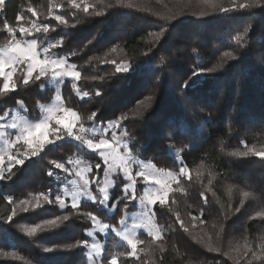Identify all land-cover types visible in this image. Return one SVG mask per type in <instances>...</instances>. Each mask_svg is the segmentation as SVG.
Returning a JSON list of instances; mask_svg holds the SVG:
<instances>
[{
    "label": "trees",
    "instance_id": "16d2710c",
    "mask_svg": "<svg viewBox=\"0 0 264 264\" xmlns=\"http://www.w3.org/2000/svg\"><path fill=\"white\" fill-rule=\"evenodd\" d=\"M236 2L253 6L223 13L221 7L230 8L232 0H122L123 6L102 8L106 13L102 16L64 8L62 15L76 27L60 26L46 36L36 34L42 44L63 38L64 46L51 50L55 55L79 53L70 56L69 63L81 71L79 91L90 96H78L69 81L61 88L64 106L84 117L98 111L94 125L126 115L121 126L129 135L120 136L118 130V138L130 145L135 159L164 171L178 172L181 165L186 166L188 176L180 178L179 187L173 186L165 205L155 206L156 223L165 231L164 239L153 244L154 264H261L249 249L261 255L264 248V219L259 215L264 213V158L253 156L250 150L264 148V3ZM47 4L48 0H6V10L0 13V46L7 40L2 27L5 20L14 27L18 23L28 26L16 20L18 14L29 22L55 25L56 21L46 18ZM29 6L39 17L32 16ZM160 32L164 35L157 40L155 34ZM226 51L236 59L225 57ZM105 60L130 65V69L116 73L115 64ZM20 76L21 70L14 79ZM94 76L104 80H93ZM184 82L186 87H182ZM97 88L102 95H95ZM54 92L48 78L28 87L19 84L5 99L0 95V115L16 109L32 121L39 120V106L52 103ZM18 101H23V107ZM46 150L29 161L34 167L42 163L35 173L26 166L17 170L28 173L19 174L26 177L16 184L0 181V252L9 254L0 256V264H89L87 249L68 247L77 240L91 241L87 233L94 226L82 213L95 212L101 222L119 227L123 203L106 209L82 200L59 227L45 226L34 236L27 235L25 229L72 212L42 199V207L36 208L33 202L29 211L21 210L22 199L33 200L49 189L53 195L61 193L55 179L65 173L51 162L71 167L69 159L87 164L101 159L72 140H59ZM50 169L53 176L47 174ZM99 175L101 182L103 169ZM124 182L117 175L110 203L121 197ZM136 189L138 195L144 190L141 183ZM91 190L99 195L95 184ZM8 196L16 203L8 204ZM137 204L138 200L129 205L128 214L136 212ZM13 208L16 215L9 222ZM202 209L203 222L194 221ZM97 236L104 245L102 260L128 250L113 233ZM138 236L151 239L144 233ZM142 246L138 244V251ZM121 259L125 264H149L143 253L139 262Z\"/></svg>",
    "mask_w": 264,
    "mask_h": 264
},
{
    "label": "snow or ice",
    "instance_id": "6c2138e0",
    "mask_svg": "<svg viewBox=\"0 0 264 264\" xmlns=\"http://www.w3.org/2000/svg\"><path fill=\"white\" fill-rule=\"evenodd\" d=\"M207 2V0H206ZM264 0H256V5L261 6ZM97 5H100L98 7ZM6 0H0V13L6 10ZM117 6H123L122 0H117L115 4H108L105 0H96V3H89L88 0H66V3H56L55 0H48L46 7V18L56 21L55 25L52 24H42L37 20L27 21L23 15H17L16 20L18 22L24 21L28 26L24 24H19L14 27L4 21L2 27L7 33V40L5 45L0 48V78H2V86H0V94H8L9 92L16 91L19 84L28 87L41 81L42 78H48L50 81H56L57 85L63 84L65 79H70L71 87L77 90V95L81 98L89 97V92L85 91L81 93L78 89L77 82L81 78V71L78 70L75 63H69V57L73 55H78L79 53L74 51L65 56H59L52 53L51 50L62 48L64 46L63 38L49 41L42 44L40 36H36L37 33H42L46 36L50 31L55 32L58 27L63 26L64 28L76 27V24L71 22L67 16L62 15L60 9L70 8L75 12H82L86 15L102 16L106 13L102 11V8H112ZM131 7V5H128ZM253 5L245 3H237L236 0H232V6L221 7L220 11L225 13L229 11H236L247 9ZM28 11L31 12L33 17H39L40 13L37 12L31 6L28 7ZM17 32L20 33L21 37H33L32 39L21 40L17 38ZM157 40L164 33L160 32L155 34ZM247 35V32L244 33ZM91 43V41H89ZM195 51V48L193 49ZM144 55H148L147 52ZM225 57H231L233 60L236 56L231 52H224ZM104 63L115 64L116 73H126L130 69V65L117 64L115 61L105 60ZM7 67V70H6ZM21 69V76L15 82H13V76L16 71ZM205 71V70H203ZM208 71H211L209 69ZM49 73L51 75L49 76ZM194 75H199L200 72H194ZM93 80L103 81L104 77H92ZM187 83L184 82L182 87H186ZM95 95H102V91L97 88L95 90ZM57 101H62L61 96H57ZM18 104L23 107V101H18ZM49 116L35 124H30L22 119L13 118L12 122H8L9 112L5 111L0 115V138H4V144L7 146L4 153H0V164L4 160V155L7 154L9 158V165L5 171L3 167H0V180L10 179L14 173L12 168L16 165H23L26 159L32 156L38 155L39 151H42L45 147L43 133L49 132L53 139H48L47 143L53 144L59 140L65 138H71L77 141L79 144L83 145L90 152L95 153L99 156L100 162L95 164H86L83 169L74 170L71 167L66 166L65 163L59 161H52V165L55 169L60 170L69 176L75 175L80 178L83 182L74 191H69L67 187L61 194L57 192L52 194L49 189L47 193H40L39 196L34 197L33 200L22 199L19 201L22 211H29L30 206L35 202V207L39 208L43 205L40 203L41 199L48 204H55L61 210L70 208L72 212L55 217L54 219H47L43 224H36L30 228L25 229L28 236H34L38 231H41L45 226L59 227L60 223L66 222L70 219L73 212L80 208V201L82 197H87L94 205H99L100 207H108L110 209L117 208L119 203H123V208L121 209V215L118 220V225H110L107 223H102L100 218L95 212H84L82 215L88 217L92 222L93 226H99V231L104 233L106 229L111 228L112 231L116 232L118 235L123 236V239L127 241L128 250L117 255H109V258L102 260L103 256L102 246L99 243H89L87 239L77 240L75 244L68 245V247H80L83 249H88L87 255L93 259L94 264H125V260L121 257L132 260H140V255L138 253V244L146 243L145 240L141 239L135 232L127 231V221H128V208L133 201H139L141 205L144 206V216L146 217V223L144 227H147L146 235L150 237L148 243L154 241H162L164 239V228L157 227L153 222L155 216V206L159 203L161 206L167 203L169 192L172 190L171 184L175 183L177 187L180 185V178L182 176H188V170L186 166L181 165L178 172L167 171L164 172L163 169H155L154 166L145 165L139 171L137 167L140 165V161L136 160L133 154V150L130 145L123 142L122 139L118 138V130L120 136L129 135L122 128V121L127 120L126 115H121L115 120L101 121L99 124L94 125L98 111H92L86 117L78 116V113L71 108L65 107L64 104L58 103L56 107L48 109ZM71 116L72 122L65 125L64 120L66 117ZM85 120L88 124H85ZM52 121L58 125V128H52ZM99 129V130H97ZM37 132L42 133V139L35 148H32L29 155L26 157L23 153L17 152L13 154L10 149L16 147L23 143L24 145H31L32 138ZM242 143H244L242 141ZM251 154L253 156H259L264 158V148L260 151L251 149ZM247 155V153H245ZM75 163H83V161L77 160ZM67 164H73V161L69 159ZM103 169L104 181L103 186L100 184V171ZM120 170L123 173V180L125 181L121 188V197L113 203H110V196L108 192V177L109 173H114ZM161 173L166 178L161 177ZM49 176H53L54 172L52 169L48 170ZM138 178H140L145 188L149 185L158 186L153 187L151 190L143 191L142 195L137 194L136 185L138 183ZM190 178V177H189ZM70 184L77 185L78 181L70 180ZM113 186L115 181H112ZM95 184L99 195L93 194L91 186ZM248 196V193H244ZM71 198L70 203L68 198ZM202 199L206 198L202 196ZM8 204H15L11 196L6 198ZM239 212V208L236 209ZM203 209L201 210V216H193V220H201ZM16 215V209H12L11 215L7 217L9 222L12 221L13 217ZM261 219H264V213L259 214ZM179 220V216H177ZM183 226V221H179ZM140 224L133 223L132 228H139ZM88 236H93L94 233L89 231ZM45 251H53L52 248H45ZM249 251L252 253L253 257L260 259L261 264H264V248L261 250V255L256 253L255 248H250ZM6 252H0V256H8Z\"/></svg>",
    "mask_w": 264,
    "mask_h": 264
},
{
    "label": "rangeland",
    "instance_id": "374dc122",
    "mask_svg": "<svg viewBox=\"0 0 264 264\" xmlns=\"http://www.w3.org/2000/svg\"><path fill=\"white\" fill-rule=\"evenodd\" d=\"M42 24H44V23H42ZM17 38H18V39H21V40L31 39L30 37H21V35H20L19 32H17ZM0 48H2V46H0ZM6 70H7V67H6ZM20 70H21V69H18V70L16 71V73L18 72V75H19V71H20ZM15 75H16V74H15ZM15 75L13 76V82L16 81V79H14V78H15ZM50 75H51V73H49V76H50ZM69 81H70V79H65V82H64V83H67V82H69ZM70 82H71V81H70ZM48 83H50V85L53 86V87L55 88L54 98H53V102H52V103H49V104L44 103L43 105L41 104V105L39 106V110L42 112V116H41V118H40L39 120L32 121V120H30V119H28V118L26 117V114H25L23 111H20V110H16V109H15V110H10V111L7 110V111L9 112L8 122H12L13 118H16V119H22V120H25V122L30 123V124L39 123V122L45 120V119L49 116L48 109H51V108L56 107L57 104H58V103H61V102L64 104L63 100H62V101H57V96H58V95L61 96V88H62V86H63L64 83H63V84H60V85H57V82H56V81H50L49 79H48ZM1 85H2V78H1ZM17 87H18V86H17ZM16 89H17V88H16ZM42 89H43V88H42ZM0 95L3 96L4 99L6 98V94H0ZM65 107H66V106H65ZM18 109H19V108H18ZM21 110H23V109H21ZM77 113H78V112H77ZM78 116H80V115L78 114ZM70 122H72V118H71V116L66 117L65 120H64V124L67 125V124H69ZM51 123H52V128H53V129L59 127L58 125L55 124V121H52ZM87 123H88V122H87ZM97 130H99V129H97ZM50 131H51V130H49V132L43 133V137H46V139H44V143H45V147H44V149H43L42 151H39V152H38V155H36V156H32V157L29 158V159H26L25 162L23 163V165H16L15 167H13V168H12V172L14 173V175H12L10 179H4V180H0V181L7 183V185H12L13 183L16 184L17 180L20 181V179H22L23 177H26V176H24V175L18 176L19 174H25V172L28 173V170H26L25 172L23 171L22 173H20V172L16 173L17 170H18V169H22V170H24L26 166H28V167H32V168H31V172H34V173H35V169H36L37 167H39V166H42V163H36V166L34 167V166H32V165L30 164L29 161L32 160V159H34V158L39 157L41 153H42V154H43V153H47V152H48V150H46L47 147L50 146V145H55V144H56V142L53 143V144H49V143H47V140H48V139H53V137L50 135ZM43 137H42V133H41V132H37V133L35 134V136L32 138V143H31V145H24L23 143H21L20 145H17L16 147L11 148L10 151H11L13 154H15V153H17V152L23 153L24 156L27 157V156L29 155L30 150H31L32 148H35L36 145L40 143V141H41V139H42ZM120 138H121V137H120ZM62 140H72V141H74V142H77V141H75V140H73V139H71V138H65V139H62ZM80 145H81V144H80ZM81 146L84 147L83 145H81ZM6 147H7V146L4 144V138H0V153H4ZM45 151H46V152H45ZM88 151H89V150H88ZM89 152H90V151H89ZM47 155H48V154H47ZM47 155H46L45 157H48ZM50 158H52V157H50ZM77 160H78V159L73 160V164L70 165L71 168H73L74 170H76V169H83L87 163L83 162V163H79V164H77V163H75ZM136 160H137V159H136ZM80 161H81V160H80ZM138 161H140V160H138ZM44 162H46V161H44ZM46 163H47V162H46ZM8 165H9V158H8V155L5 154V155H4V160H3L2 164H0V167H3L4 170L6 171L7 168H8ZM145 165L152 166L151 164H149V163H147V162L140 161V165H139V167H137L136 170L139 171V170H140L141 168H143ZM22 166H24V167H22ZM154 168H155V167H154ZM155 169H157V168H155ZM31 172H30V173H31ZM164 172L166 173L167 171H164ZM30 173H29V174H30ZM27 175H28V174H27ZM117 175H121V176L123 177V173H122L120 170H117V171L114 172V173H109V177H108V192H109L110 199H111V195H110V192H111V191H110V190H111V188H112V186H113L112 181H115V178L117 177ZM160 175H161L162 178H166V177L163 176V173H161ZM113 176H114V177H113ZM55 180H56V185H59V186H58V190H59V188H60L61 193H63V191L65 190L66 187H67V189H68L69 191H74V190H75L80 184L83 183V182L80 180L79 177H77V176H75V175L69 176V175L66 174V173H65V174H59V175H57ZM70 180H76V181H78V184H77V185H72V184L69 183ZM19 181H18V183H19ZM104 183H105V181H104V179H103V180L100 182L101 186H103ZM138 183H141V185L143 186V189H144L143 191H145V190H151L153 187H158V186H152V185H149L148 188H145L144 183H143V181H142L140 178H138ZM175 185H176L175 183H172V184H171V188H173V186H175ZM23 186H24V185H20V187H23ZM143 191H142V193H141L140 195L143 194ZM171 191H172V190H171ZM171 191H170V192H171ZM181 191H182V190H179V194L181 193ZM170 192H169V194H170ZM168 198H169V196H168ZM68 199H69V201L71 200L70 197H69ZM82 200H89V199H87V197H82V198H81V201H82ZM180 200H181V198H180ZM81 201H80V203H81ZM89 201H90V200H89ZM167 201H168V199H167ZM137 205H138V208L136 209V212H135V213H132V214H128L127 228L125 229V232H127V231H133V232H135L137 235H139L140 233H144V234L146 235V233H147V227H144V224L146 223V217L143 215V214H144V211H145V208H144L143 205H141V204L139 203V201H138V204H137ZM102 207H103V206H102ZM104 208L107 209V207H104ZM153 222L156 224L157 227H159V226L157 225V223H156V218H155V216H154V220H153ZM102 223H103V222H102ZM133 223L140 224L141 227H139V228H132ZM98 229H99V226L97 225V226H95V227L91 230V231L94 233V235H93V236H90V237H91V241H90V243H93V242H94V243H95V242H96V243H99V244L102 246V251H103V249H104V245L101 244V243L99 242V238H98L97 235H102L103 237H107L110 233H113V234H115L116 236H118V237H119L123 242H125L126 245H127V241L123 239V236L118 235L116 232L112 231L111 228L106 229L104 233H101ZM147 237H148V236H147ZM145 241H146V243H144V244H143L144 246H142L143 249H142L141 251H138V253H139V255H140V259H141V254L143 253V254L148 258V260H149V264H154V258H155V257H154V252H153V248H152V247H153V244H155V242H157V241H154L152 244H151V243H148L147 240H145ZM127 246H128V245H127ZM88 251H89V250L87 249V253H88ZM87 258H88V262H89V264H94L93 259L90 258L89 255H87ZM101 259H102V257H101ZM131 260H132V259H131ZM134 261H135V262H139L140 260H138V261H137V260H134Z\"/></svg>",
    "mask_w": 264,
    "mask_h": 264
}]
</instances>
